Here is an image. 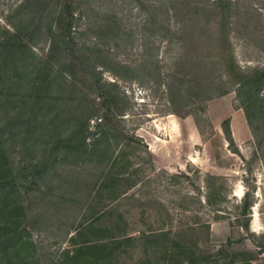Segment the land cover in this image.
Segmentation results:
<instances>
[{
  "label": "rangeland",
  "instance_id": "1",
  "mask_svg": "<svg viewBox=\"0 0 264 264\" xmlns=\"http://www.w3.org/2000/svg\"><path fill=\"white\" fill-rule=\"evenodd\" d=\"M0 158V264H264V0H0Z\"/></svg>",
  "mask_w": 264,
  "mask_h": 264
},
{
  "label": "crops",
  "instance_id": "2",
  "mask_svg": "<svg viewBox=\"0 0 264 264\" xmlns=\"http://www.w3.org/2000/svg\"><path fill=\"white\" fill-rule=\"evenodd\" d=\"M230 120L232 136L233 138H236V141H238V138L236 137L237 129H240L243 134H247V131H249L248 122L245 119L244 114L239 110H236V112L230 116ZM162 148L157 149L155 152H151L161 160H166V153Z\"/></svg>",
  "mask_w": 264,
  "mask_h": 264
},
{
  "label": "trees",
  "instance_id": "3",
  "mask_svg": "<svg viewBox=\"0 0 264 264\" xmlns=\"http://www.w3.org/2000/svg\"><path fill=\"white\" fill-rule=\"evenodd\" d=\"M104 122H105V121H103V119H101L99 125H103ZM230 135H231V137H232V133H230ZM232 138H233V137H232ZM233 140H234V138H233ZM147 148H149L148 145H147ZM148 150H149V149H148ZM149 151H150V150H149ZM150 152H151V151H150ZM0 162H1V158H0ZM1 203H2V202H0V209H1ZM6 242H7V241H2V243H4V244H6Z\"/></svg>",
  "mask_w": 264,
  "mask_h": 264
}]
</instances>
